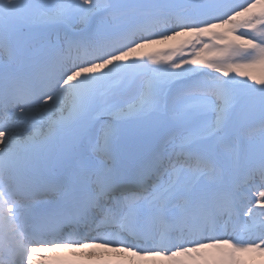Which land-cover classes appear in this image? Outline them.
Wrapping results in <instances>:
<instances>
[{"label":"snow or ice","instance_id":"obj_1","mask_svg":"<svg viewBox=\"0 0 264 264\" xmlns=\"http://www.w3.org/2000/svg\"><path fill=\"white\" fill-rule=\"evenodd\" d=\"M0 264H264V0H0Z\"/></svg>","mask_w":264,"mask_h":264}]
</instances>
